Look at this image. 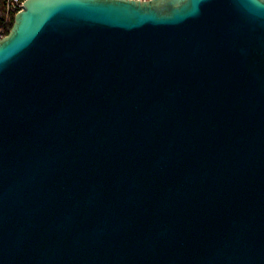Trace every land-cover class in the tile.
Listing matches in <instances>:
<instances>
[{"label":"water","instance_id":"water-1","mask_svg":"<svg viewBox=\"0 0 264 264\" xmlns=\"http://www.w3.org/2000/svg\"><path fill=\"white\" fill-rule=\"evenodd\" d=\"M0 264H264V0H25Z\"/></svg>","mask_w":264,"mask_h":264},{"label":"built area","instance_id":"built-area-1","mask_svg":"<svg viewBox=\"0 0 264 264\" xmlns=\"http://www.w3.org/2000/svg\"><path fill=\"white\" fill-rule=\"evenodd\" d=\"M25 0H0L3 9V16L0 26V39L5 36L6 27L11 26L15 14L23 7Z\"/></svg>","mask_w":264,"mask_h":264},{"label":"trees","instance_id":"trees-1","mask_svg":"<svg viewBox=\"0 0 264 264\" xmlns=\"http://www.w3.org/2000/svg\"><path fill=\"white\" fill-rule=\"evenodd\" d=\"M0 3H1V2H0ZM2 16H3V9H2V6H1V4H0V26L2 25V24H1ZM12 23H13V22H12ZM11 25H12V24H11ZM10 27H11V26H9L8 28L6 27L5 35L9 32Z\"/></svg>","mask_w":264,"mask_h":264}]
</instances>
